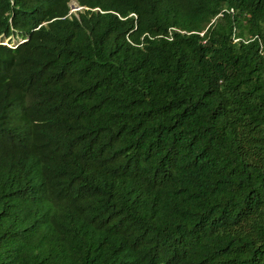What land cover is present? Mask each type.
Returning a JSON list of instances; mask_svg holds the SVG:
<instances>
[{
  "label": "trees",
  "instance_id": "obj_1",
  "mask_svg": "<svg viewBox=\"0 0 264 264\" xmlns=\"http://www.w3.org/2000/svg\"><path fill=\"white\" fill-rule=\"evenodd\" d=\"M70 1L0 0V264H264V0Z\"/></svg>",
  "mask_w": 264,
  "mask_h": 264
},
{
  "label": "rangeland",
  "instance_id": "obj_2",
  "mask_svg": "<svg viewBox=\"0 0 264 264\" xmlns=\"http://www.w3.org/2000/svg\"><path fill=\"white\" fill-rule=\"evenodd\" d=\"M70 6H71V10H74L77 8V5H76L75 1H73V0L70 1ZM19 39H21V38H19ZM17 40H18L17 38H10V39L4 38L2 41L7 42V43L12 45V43L16 42Z\"/></svg>",
  "mask_w": 264,
  "mask_h": 264
},
{
  "label": "clouds",
  "instance_id": "obj_3",
  "mask_svg": "<svg viewBox=\"0 0 264 264\" xmlns=\"http://www.w3.org/2000/svg\"><path fill=\"white\" fill-rule=\"evenodd\" d=\"M77 8H78V6H77Z\"/></svg>",
  "mask_w": 264,
  "mask_h": 264
}]
</instances>
